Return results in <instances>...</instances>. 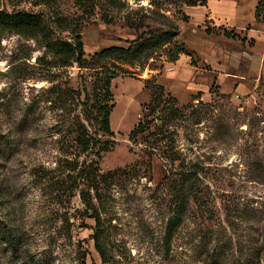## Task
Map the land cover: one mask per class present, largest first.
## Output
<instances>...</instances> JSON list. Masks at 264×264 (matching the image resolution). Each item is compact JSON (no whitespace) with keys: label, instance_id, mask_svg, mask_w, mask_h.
<instances>
[{"label":"rangeland","instance_id":"rangeland-1","mask_svg":"<svg viewBox=\"0 0 264 264\" xmlns=\"http://www.w3.org/2000/svg\"><path fill=\"white\" fill-rule=\"evenodd\" d=\"M193 1L0 0L42 27L0 31V264H264V82L222 91L211 64L241 42L223 21L183 22ZM232 3L222 11L239 28ZM174 29L136 59L94 57ZM251 33L229 54L256 73L264 25ZM78 41L82 58L57 66L53 45ZM180 50L186 85L172 80Z\"/></svg>","mask_w":264,"mask_h":264},{"label":"crops","instance_id":"crops-1","mask_svg":"<svg viewBox=\"0 0 264 264\" xmlns=\"http://www.w3.org/2000/svg\"><path fill=\"white\" fill-rule=\"evenodd\" d=\"M230 1L231 3L233 2L231 4L233 6L232 8L235 10L237 19H239L241 23L239 28H235V26H232L233 25L232 20L229 17H227L225 14H223L222 4L224 0L223 1L222 0H207L205 5H202V6L200 5H197L194 7L186 6L183 11V14L188 17L189 26L191 25L195 26V25L200 24L202 19L208 16V18H212L213 20H216L218 22L223 21V24L228 23V26H230L231 29L230 30L225 29L227 31H234L237 34H240L242 31H246L247 36L241 37V39H245V40L244 41L238 40L241 43H233L234 44L233 47L234 49L237 47V45L240 47L241 46L248 47L246 44L245 45L242 44L246 42L247 37L250 39L249 43H252L251 44L252 46L254 44V38L251 36L252 35L251 31H253V29H257L259 25H264V20H262L261 22H258L257 20L259 18L258 19L256 18V8L260 0L252 1V3L249 5V8H248L249 14L243 12V8H245V4H246L245 2H247V0H230ZM231 5H230V8H231ZM216 6H218L217 10L215 9ZM196 13H198L199 20L195 23H192L193 15H195ZM260 15H261L260 20H261L262 17L264 18V11ZM250 25L252 26L256 25V27L250 28ZM234 49H230L222 55L225 64L224 63L219 64L221 63V61L217 62L216 67L213 64H211V66L213 67L212 70L213 72L218 73V81L222 87L223 92H225L226 94L234 93L236 96H246L251 91L256 89L259 83L264 82V67L262 66L259 67L256 73H253L249 69L250 60L248 59V57L245 58L244 61L239 60L240 61L239 63H237V61L234 62L231 59V56L229 54V51H232ZM262 55L264 56V51ZM186 57L188 58L190 56H186L182 54L178 57L176 61L173 62L176 70L172 73L173 74L172 80L175 83L182 84L183 82H185V85L188 84L187 83L188 81H185L186 76L184 75L187 71L185 70L186 69L185 68V62H186L185 58ZM189 68L191 69L192 67H189ZM227 79H234L233 83H231L230 86L228 87L224 85ZM248 80L252 83V84L251 83L249 84V85H252L250 90H248L245 86Z\"/></svg>","mask_w":264,"mask_h":264},{"label":"trees","instance_id":"trees-1","mask_svg":"<svg viewBox=\"0 0 264 264\" xmlns=\"http://www.w3.org/2000/svg\"><path fill=\"white\" fill-rule=\"evenodd\" d=\"M207 0H202L200 2H190L187 4V6L194 7L197 5H205ZM264 11V0H260L258 2L257 8H256V18L258 13L261 14ZM182 21L188 22V17L182 14ZM258 19V18H257ZM261 20H264L262 17ZM15 30L16 32L22 33V32H29L28 30L33 31H41L42 27L40 26L37 17L35 15L26 14V13H17V14H6L3 12H0V31L2 30ZM172 33L165 34V37L155 38L151 37V39L146 40L142 43H133L135 45L132 46V42L129 44L128 47H119V46H110L107 47L100 52L94 54V57H98L99 59H108V58H137L140 53L143 50L150 49L153 47H158L162 44L164 38H167V40L174 39L178 35V29H174ZM207 33H210L208 29L206 30ZM222 35L226 39L231 40H240L244 41L245 39H241L240 34L235 33L234 31H227L223 30ZM137 39V38H136ZM252 44V43H250ZM52 47L55 52L59 55H61V59L57 63V66L59 67H66L68 59H76L79 60L83 56L82 51V44L80 41L77 42V44L73 47L68 44H61V45H53ZM186 55L190 56L186 51L180 50L174 55L173 61H176L180 55ZM108 77L104 79V81L101 83L102 86V100L105 102H110L111 100V94H110V82L112 79L116 77L115 73H110ZM156 89L161 91L162 87L155 85ZM107 103L101 107L102 110H104L102 120L100 121V125L102 127V131L104 134H110V123H109V111L107 110ZM86 136V135H85ZM81 144L85 148L90 147V143L87 137H83L81 139ZM182 212V209L178 210V214L173 219L169 225L168 228L170 230V233L174 232L175 229L180 225L181 219L179 214Z\"/></svg>","mask_w":264,"mask_h":264}]
</instances>
